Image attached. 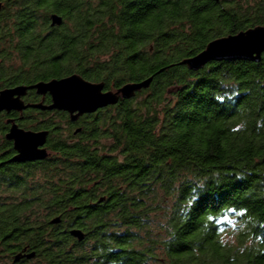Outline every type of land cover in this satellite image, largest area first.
Segmentation results:
<instances>
[{
	"label": "trees",
	"instance_id": "obj_1",
	"mask_svg": "<svg viewBox=\"0 0 264 264\" xmlns=\"http://www.w3.org/2000/svg\"><path fill=\"white\" fill-rule=\"evenodd\" d=\"M0 6V91L79 75L116 92L153 78L76 122L59 111L0 114V152L12 146L13 117L48 131L52 154L0 188V264H264V55L180 65L264 27V0Z\"/></svg>",
	"mask_w": 264,
	"mask_h": 264
},
{
	"label": "water",
	"instance_id": "obj_2",
	"mask_svg": "<svg viewBox=\"0 0 264 264\" xmlns=\"http://www.w3.org/2000/svg\"><path fill=\"white\" fill-rule=\"evenodd\" d=\"M51 22L52 27L61 26L63 19L58 15H53ZM263 55L264 27L258 26L236 36L214 40L202 53L182 61L180 65L192 72H197L212 62L236 60L260 62ZM152 81L153 78H150L142 82L126 84L116 92H106L104 84L88 82L79 75L62 80L40 82L31 87L20 86L0 92V113L22 114L27 109L34 108L42 111L66 112L70 114L71 121L76 122L84 115H93L117 105L121 100L134 98L138 92L148 89ZM31 90H35L39 96L49 95L52 104L50 106L25 105L22 99ZM48 135V132L25 131L13 123L6 138L14 144V149L18 153L15 161L23 163L41 161L48 157V152L44 148ZM52 223H58V220ZM71 235L81 242L85 239V234L79 230L72 231ZM26 257L31 259L34 255ZM21 258L23 256H17L15 262H19Z\"/></svg>",
	"mask_w": 264,
	"mask_h": 264
},
{
	"label": "flooded vegetation",
	"instance_id": "obj_3",
	"mask_svg": "<svg viewBox=\"0 0 264 264\" xmlns=\"http://www.w3.org/2000/svg\"><path fill=\"white\" fill-rule=\"evenodd\" d=\"M2 91H4V90H2ZM2 91H0V92H2ZM47 97L50 98L49 104L46 103ZM22 100L25 103V105H28V106H33V105H38V104H43L44 106H50L52 104V99L49 95L39 96V95H37L35 90L28 91L26 96L23 97ZM34 110L37 111L38 109L29 108L26 111H24V113L26 114L29 111H34ZM4 113L8 114V115H12V116L13 115L15 116V114H19V116L23 115V113L21 114V113H17V112H11V113L3 112L0 114H4ZM10 119H12V120L8 121L10 128L12 127L13 123L16 124L19 128H21L18 125V123L16 122V118L11 117ZM78 123H79V125H81V121H79ZM77 128H81V127L77 126L76 129ZM25 131H27V130H25ZM44 132H48V131H44ZM48 137H49V135H48ZM6 140H7V138H6ZM47 140H48V138H47ZM8 143L12 145L11 148L0 152V178L3 177V180H2V178L0 180V188H2V189L3 188H5V189L11 188V186H13V184L16 183L17 179H21V180L25 179V178L28 179L29 178L28 177V170L37 169L41 166L42 162H44L48 159H52V154L48 150L47 144H46L44 146V148L48 152V157L46 159L41 160V161H34V162H23V163L17 162V161H15V158L18 156V153L14 149V144L10 141H8ZM2 195H4L3 197L5 199L12 197L10 192L3 193Z\"/></svg>",
	"mask_w": 264,
	"mask_h": 264
},
{
	"label": "rangeland",
	"instance_id": "obj_4",
	"mask_svg": "<svg viewBox=\"0 0 264 264\" xmlns=\"http://www.w3.org/2000/svg\"><path fill=\"white\" fill-rule=\"evenodd\" d=\"M67 114H68V113H67ZM68 115L70 116V114H68ZM70 119H71V116H70ZM103 144H106V145L109 144V145H110V144H111V141H110V140H104V141H103ZM37 177H38V176H37ZM33 180H36V179H35V178H34V179H29V183H32ZM158 221L160 222V219H159ZM233 224L236 225V224H238V222L235 221V222H233ZM234 225H233V226H234ZM154 229H156V228H154ZM231 239H232V237L229 238V239L225 237V240H227V241H228V240H231Z\"/></svg>",
	"mask_w": 264,
	"mask_h": 264
}]
</instances>
